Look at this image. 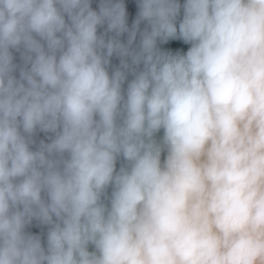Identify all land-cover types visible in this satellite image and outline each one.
<instances>
[{"label": "clouds", "instance_id": "obj_1", "mask_svg": "<svg viewBox=\"0 0 264 264\" xmlns=\"http://www.w3.org/2000/svg\"><path fill=\"white\" fill-rule=\"evenodd\" d=\"M92 4L0 0V264H264V0Z\"/></svg>", "mask_w": 264, "mask_h": 264}, {"label": "water", "instance_id": "obj_2", "mask_svg": "<svg viewBox=\"0 0 264 264\" xmlns=\"http://www.w3.org/2000/svg\"><path fill=\"white\" fill-rule=\"evenodd\" d=\"M98 2L99 0H93V4L92 7L93 8H97L98 6ZM181 3H183V0H181ZM125 4L128 10V23L129 26H131L133 20L135 19L136 13L138 11L137 6H136V0H125ZM141 27H143V25H141ZM103 29H101L102 31ZM122 39H126L125 37H122ZM162 50L165 51H172L173 53L179 51L181 53H185L188 48L190 47L189 44H185L182 40H169L167 43L164 44H159L158 45ZM17 62H19V58H18V54H17ZM112 63L114 65H118L119 64V60L116 57L112 58ZM163 137V130H161L158 134H157V140L162 139ZM39 138L43 139V133L39 134ZM162 160H163V155H162ZM119 162L117 164V169H119ZM109 194L111 192V188H109ZM29 231H31L33 234H41L42 232H46V228H42L41 226L37 225L36 222H33V224L29 227L28 229ZM89 250H92V247L90 246Z\"/></svg>", "mask_w": 264, "mask_h": 264}]
</instances>
